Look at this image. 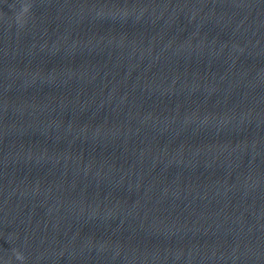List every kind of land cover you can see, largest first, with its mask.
Listing matches in <instances>:
<instances>
[{
  "label": "clouds",
  "instance_id": "clouds-1",
  "mask_svg": "<svg viewBox=\"0 0 264 264\" xmlns=\"http://www.w3.org/2000/svg\"><path fill=\"white\" fill-rule=\"evenodd\" d=\"M12 7L15 9V5H12ZM31 8L32 4L28 0H22L19 10L14 11L13 20L19 28H23L27 24L31 15ZM13 253L15 258L23 264L25 261L24 255L15 249Z\"/></svg>",
  "mask_w": 264,
  "mask_h": 264
}]
</instances>
